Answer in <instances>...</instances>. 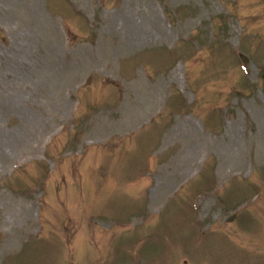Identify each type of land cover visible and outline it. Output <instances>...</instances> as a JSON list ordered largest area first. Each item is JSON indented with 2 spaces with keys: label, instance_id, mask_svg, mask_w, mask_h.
Returning <instances> with one entry per match:
<instances>
[{
  "label": "rangeland",
  "instance_id": "obj_1",
  "mask_svg": "<svg viewBox=\"0 0 264 264\" xmlns=\"http://www.w3.org/2000/svg\"><path fill=\"white\" fill-rule=\"evenodd\" d=\"M0 264H264V0H0Z\"/></svg>",
  "mask_w": 264,
  "mask_h": 264
},
{
  "label": "bare ground",
  "instance_id": "obj_2",
  "mask_svg": "<svg viewBox=\"0 0 264 264\" xmlns=\"http://www.w3.org/2000/svg\"><path fill=\"white\" fill-rule=\"evenodd\" d=\"M140 118H141V116H137L135 119H138L139 120Z\"/></svg>",
  "mask_w": 264,
  "mask_h": 264
},
{
  "label": "water",
  "instance_id": "obj_3",
  "mask_svg": "<svg viewBox=\"0 0 264 264\" xmlns=\"http://www.w3.org/2000/svg\"><path fill=\"white\" fill-rule=\"evenodd\" d=\"M230 219H231V218H230ZM230 219H229V220H230Z\"/></svg>",
  "mask_w": 264,
  "mask_h": 264
}]
</instances>
